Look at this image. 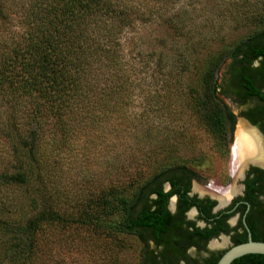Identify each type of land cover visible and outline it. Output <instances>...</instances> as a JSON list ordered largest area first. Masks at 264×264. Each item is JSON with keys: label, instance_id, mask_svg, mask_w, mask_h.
Returning a JSON list of instances; mask_svg holds the SVG:
<instances>
[{"label": "trees", "instance_id": "obj_1", "mask_svg": "<svg viewBox=\"0 0 264 264\" xmlns=\"http://www.w3.org/2000/svg\"><path fill=\"white\" fill-rule=\"evenodd\" d=\"M217 1L227 20L249 26L248 34L226 41L219 32L214 38L220 43L213 47L208 36L183 31L181 17L166 16L167 7L159 11L158 18L173 30L170 45L182 58H168L169 41L161 42L154 70L159 78L146 94L153 107L143 114L152 121L140 133L147 145L141 166L150 173L139 168L114 174L119 161L112 154L106 167L110 181L86 185L75 199L60 190L56 157L79 134L92 136L104 131L105 122L123 117L135 81L121 37L135 26L139 9L134 0H0V264H51L55 245L64 240L60 236L83 232L96 235L94 251L114 263L129 237L139 243L150 227L162 230L173 218L168 199L174 193L187 199L181 185L189 175L198 176L171 153L179 148L178 139L169 138L177 130L154 124L177 116L174 103L183 89L190 112L219 149H229L236 120L224 98L257 97L262 102L257 111L264 113V0ZM167 180L173 187L165 192ZM151 193L158 194L156 211ZM254 240L264 241V233L254 234ZM263 259L264 254H248L232 264Z\"/></svg>", "mask_w": 264, "mask_h": 264}, {"label": "rangeland", "instance_id": "obj_2", "mask_svg": "<svg viewBox=\"0 0 264 264\" xmlns=\"http://www.w3.org/2000/svg\"><path fill=\"white\" fill-rule=\"evenodd\" d=\"M134 1L140 12L139 18L134 22L133 28L124 30L121 37L123 59L128 67L134 66L131 79L135 81V85L131 90L130 102L123 108V117L105 122L104 131L98 129L92 136L85 133L79 134L73 140L74 143L70 149L66 148L56 157L57 167L54 175L62 188L60 190L65 189L70 198L76 199L86 185H90V188L110 181L106 167L112 154H116L119 161V164L114 166L118 172L114 174H133L139 168H142L143 173H150L149 169L141 166V150L147 147L141 134L148 121H152L143 117V114L146 108L153 107L149 100L151 95L149 98L146 94L151 93L154 83H157L159 78L158 74H154V70L156 61L161 55V42L169 41L168 58L171 60L182 58V55L170 45L173 30L162 23L161 18H158L162 7L168 9L166 16L176 14L177 18L181 17L178 26L183 31L208 36L209 41L214 43L213 47L220 43L219 37L214 38V36L225 33L226 41H228L239 39L249 32V26L238 25L236 22L227 20L225 14L217 7V0H172L169 4L159 0ZM228 64L229 62H226L222 66L220 81ZM182 92L183 95L180 96L178 103H174L178 110L177 116L174 118L172 116L165 121L155 120L154 124L161 121L166 123L169 130H177L176 135H169L170 139H174L170 140V143L178 139L179 147L171 153L179 158L177 162L188 164L200 173L201 178L194 184V189L212 182L217 185H220V181L230 182L233 148L229 151L216 146L214 138L205 131L201 120L196 114L190 112L184 89ZM224 99L237 115L238 124L240 110L244 106L240 107L233 100ZM178 134L180 136H177ZM235 134L236 130L232 142L234 144ZM1 150L2 142L0 141V152ZM131 155H134L133 160L130 159ZM129 162L130 166L126 169ZM132 236L128 238V244L121 250L119 257L117 256L114 263H110L103 253L94 251L99 249V246L95 244L96 235L93 233L83 232L77 238L63 234L60 237L64 240L67 238L69 243L65 245L63 240L55 245L54 261L51 264H141V247L138 241L133 239L134 235Z\"/></svg>", "mask_w": 264, "mask_h": 264}, {"label": "flooded vegetation", "instance_id": "obj_3", "mask_svg": "<svg viewBox=\"0 0 264 264\" xmlns=\"http://www.w3.org/2000/svg\"><path fill=\"white\" fill-rule=\"evenodd\" d=\"M258 64L259 61H256L255 65ZM240 98L243 100L241 96L227 98L240 107L244 106L240 110L238 124L237 115L234 113L236 120L229 151H232L233 136L236 130V139L241 121L254 128L264 144V113L260 114L257 111L262 102L257 97L246 98L244 101ZM195 172L198 176L189 175L187 181L181 185V188L187 189L188 198L183 199L181 194L174 193L168 199L167 210L172 215V220L166 222L159 232L155 227H150L152 229L146 231L147 235L138 236L141 247L140 262L144 258L146 264H217L232 246L246 242L250 238L254 239V234L264 233V165L262 163L250 161L245 165L243 175L235 182L237 192L223 204L217 195L207 191L201 192L196 187L194 189V184L201 178L200 173ZM233 178L230 173V182L220 181L219 186L228 187L233 183ZM172 187V183L168 180L162 185L165 192ZM157 198V193H151L149 196L150 207L155 211L158 204L154 201ZM194 199L197 202L188 206V203ZM137 228L141 229V226ZM250 264H264V259Z\"/></svg>", "mask_w": 264, "mask_h": 264}, {"label": "bare ground", "instance_id": "obj_4", "mask_svg": "<svg viewBox=\"0 0 264 264\" xmlns=\"http://www.w3.org/2000/svg\"><path fill=\"white\" fill-rule=\"evenodd\" d=\"M250 161L259 162L264 165V144L259 133L241 121L238 125L236 141L232 152L231 171L234 177L233 185L223 187L212 182L208 186H197L196 189L201 192L207 191L213 195H217L222 204L227 202L237 192L238 188L235 182L243 175L245 165Z\"/></svg>", "mask_w": 264, "mask_h": 264}, {"label": "water", "instance_id": "obj_5", "mask_svg": "<svg viewBox=\"0 0 264 264\" xmlns=\"http://www.w3.org/2000/svg\"><path fill=\"white\" fill-rule=\"evenodd\" d=\"M248 254H264V241L250 238L246 242L236 244L224 253L217 264H231L235 259Z\"/></svg>", "mask_w": 264, "mask_h": 264}]
</instances>
